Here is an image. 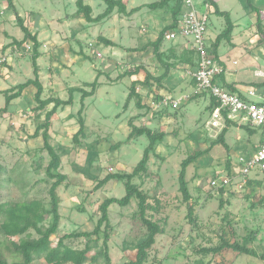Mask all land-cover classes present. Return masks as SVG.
I'll use <instances>...</instances> for the list:
<instances>
[{"label":"rangeland","instance_id":"374dc122","mask_svg":"<svg viewBox=\"0 0 264 264\" xmlns=\"http://www.w3.org/2000/svg\"><path fill=\"white\" fill-rule=\"evenodd\" d=\"M153 1L156 0H137L136 3L140 5ZM195 1L199 3L201 0ZM240 2V6L243 4L248 12L251 11L247 0ZM87 3L93 7L94 16L106 7L101 0H87ZM253 3L264 9V0H253ZM15 5L26 23L39 31V39L46 41L41 52L49 56L38 59L40 79L46 88L43 99L50 96L68 100L72 95L69 88L81 86L90 90L84 87L85 83H93L97 79L99 83L95 95L85 100L83 117L86 132L78 142L73 137L80 129L77 114L82 106L81 92L73 93L71 105L58 109L57 117L61 119L53 120L50 127L49 143L60 158V172L67 176V182L57 190L61 199L62 221L59 233L52 237L53 246H56L65 234L92 232L101 217L100 204L106 198L122 199L127 194L125 181L119 179H112L99 190L95 188L110 174L132 173L150 142L146 136L128 139L131 132L129 119L139 111L135 109V99L127 111L124 108L131 79L124 77L117 82L116 78L129 67L132 70L138 67V61L152 72H165L151 46L159 36L160 28L156 30L155 21L149 16V12L154 10L149 8L136 16L117 15L92 25L82 17H76L74 12L78 8L75 0H15ZM242 8L239 9L240 15L243 14ZM222 22L226 24L223 17L220 19L214 15L210 18L208 39L215 38L222 31ZM102 36L113 40L115 45L104 43L100 39ZM23 37L13 11L5 0H0V60H6L0 63L1 90L35 78L32 49L25 45L17 51L14 48L4 50L13 39ZM172 42L166 40L165 45ZM49 43L56 48L50 47ZM228 44L223 42L225 47L222 52L226 51ZM133 47H139L138 51H132ZM245 52L249 56L257 54L260 67L264 69V46ZM163 55L162 59L169 61ZM54 74L58 76L57 84L50 83ZM177 75L172 72L167 81L174 88L173 96L181 97V89L193 94L194 88L187 83L191 77L187 75L188 80L182 83ZM146 89L144 96H147ZM36 91V87H28L12 103L9 112L0 115V163L4 167L2 203L8 213L11 211L18 215L27 212V209L38 214L51 208L49 189L52 181L46 174L51 158L44 148L42 132L38 137L33 135L37 127L45 122L46 114L53 105L43 111H33L37 107ZM192 99L195 98L184 102L178 110L168 109L170 114L164 116L168 120L150 112L149 115L138 116L140 119L135 121L141 127L166 134L157 147L156 155L150 157L148 168L151 177L141 175L133 180L149 194L154 209L149 210L147 216L162 229L145 264H264L260 259L239 255L232 250H225L219 255L202 252L219 246L224 239L231 243H243L247 236H252L254 241L250 247L264 254V175L259 174L256 178L251 173L250 177L255 181L242 192L230 188L231 191L222 195L211 186L212 179L227 173L229 161L231 164L233 160L238 161L240 150L237 148L247 145L253 148L260 141L262 130L256 129L252 134L246 128L234 125L226 136L229 149L221 144L214 145L215 140L208 137L205 127L211 117L210 98L207 95L203 99ZM5 106L6 97L0 94V109ZM158 113L165 111L159 110ZM197 152L207 153L188 168L187 181L191 194L188 203L183 200L180 191L179 174L183 160ZM189 206L193 207L192 216H189ZM137 211V199H133L127 207L111 205L109 262L103 254L104 236L101 235V240L92 244L84 264L133 262L136 247L146 234V228L133 218ZM6 217V213L0 215V256L8 263L18 262L20 258L15 254L12 243H20L25 236L6 235L1 227ZM51 220L48 217L41 225L48 226ZM29 234L39 238L33 229ZM85 244V239H81L73 241L70 246L82 250ZM33 264L48 263L40 259Z\"/></svg>","mask_w":264,"mask_h":264},{"label":"trees","instance_id":"16d2710c","mask_svg":"<svg viewBox=\"0 0 264 264\" xmlns=\"http://www.w3.org/2000/svg\"><path fill=\"white\" fill-rule=\"evenodd\" d=\"M8 4L10 10L13 11L15 20L17 22L18 27L22 30L24 34V38L21 41L13 39L10 44H8L4 50L9 48H14L15 51L22 48L23 45L28 44L32 52V62L34 68V79H29L22 84H18L7 90H0V94L6 97V106L0 109V115L6 114L9 112V108L12 103L20 98L25 91L30 86L36 87V103L37 107L33 108V111H39L45 109L49 105H53L52 110L48 111L46 114V119L43 124H40L33 137H38L42 132V137L44 140V148L48 151L51 161L49 166L46 168V174L50 181H52L51 187L49 189L50 196V205L51 208L48 211H44L43 213H35L32 210L27 209V212L19 215L16 212H11L6 210V206L2 203V172L4 167L0 163V215L7 214L6 219L1 223V227L3 228L6 235L11 237L16 236H25V238L20 243L13 242L12 245L15 249V254L20 258V261L8 263L5 259L0 256V264H33L36 260L44 259L48 264H84L87 261L88 254L92 250V244L97 243L101 240V235L104 236L103 239V254L107 262H109V240L111 238V221L109 218V209L111 205L118 204L121 207H127L131 204L133 199L138 200V211L134 214L133 218L137 221H140L141 225L146 228V234L137 247H136V259L129 264H145L148 260L149 251L153 248L156 243V238L158 235L162 233V229L160 225L153 220H151L147 216V212L149 210L154 209L152 204H150V196L146 193L140 186L133 183V180L141 175L146 177H151L149 172V161L152 154L156 155L157 147L163 141L166 134L165 132H157L149 127H141L136 126L130 121L131 133L129 135V140L137 139L142 136H146L149 138L150 142L147 148L144 151L143 157L139 164L134 168L132 173L129 174H110L105 177L103 180L97 183L95 187L96 190H99L107 185L109 181L112 179H119L125 181L126 187V196L122 199H118L115 197L106 198L99 206V212L101 214L100 219L97 222L95 229L92 232H75L70 234H65L61 236L57 242L56 246H53L52 237L56 236L59 233L60 224H61V214H60V204L61 199L58 195L57 190L67 182V176L60 172V158L55 150V148L49 143L50 137V127H51V119L57 113L58 109L64 108L73 103V93L76 91L82 93V106L79 110L78 124L80 125L79 131L74 135L73 139L75 142H78L81 136L85 135L86 132V124L85 119L83 117V112L85 109V100L88 97L94 96L97 88H98V79L93 83H86L84 87L90 88V90H86L85 88H70L71 96L68 100H62L59 98H48L43 99L44 86L40 80V66L38 65V59L41 57L42 53L40 48L42 43L39 41L38 32L33 33L31 27L26 23V21L19 15L15 0H5ZM105 5V11L97 16L96 18L92 17V8L89 5L85 4V0H76L77 12L76 17H82L88 22L98 23L109 17H111L116 11L120 14H132L136 10H132L131 13H127V9L122 0H102ZM173 0H161L159 2H155L149 4V7L152 9H162L168 6ZM205 2L209 3L210 15H217L223 17L226 20V27L222 31V33L216 38L215 42L212 44L210 49L211 56L218 61V49L223 41H227L231 43L232 33L234 30V24L231 20L230 14L228 12H223L219 9L214 0H205ZM183 0H174V4L172 7V16H173V24L166 27L159 34L157 40L151 44L154 48L155 57L162 63L165 68V72L160 74L159 76H153L149 72L146 73L144 84H150V81L153 80L157 83V86H161L162 82L167 78L169 73V65L162 59V53L160 52V48L162 43L166 40V33L176 29L179 24L180 15L182 11ZM107 45H115V43L107 38H100ZM143 69L142 66H138L132 70L129 69L125 71L122 75L116 78V81L122 80L124 77H133L137 75ZM223 75L219 76L221 81ZM140 84L139 81H133L129 88V96L127 98V102L125 104V110L128 109L129 104L134 99L136 100L135 104L139 109H145L146 105L143 104L142 96L137 92V87ZM223 85V84H222ZM225 86L231 92H235L232 86ZM198 97V96H195ZM194 97V98H195ZM158 97H156V100ZM216 103L213 99H211L210 110L215 107ZM228 123V127L231 126L230 122ZM229 128H225L219 137L214 141L215 144L223 145L227 150L229 146L226 143L225 137ZM254 130H251V132ZM207 152H197L194 155L189 156L181 163V170L179 174V184L180 191L183 195V200L185 202L191 201V194L188 187L187 181V172L188 168L193 165L196 160H198L201 156H203ZM233 168V164L228 162V171L231 172ZM254 181L251 180L249 185H251ZM230 189H219L218 192L220 194H225ZM231 191V190H230ZM223 204V200H221ZM28 208V207H25ZM190 214H193V207L189 206ZM27 213V214H25ZM51 218V222L48 226L41 225L47 219ZM33 229L39 235V238H33L29 231ZM85 239V248L82 250H75L71 248L70 244L73 241ZM254 241L252 236H247L243 243L234 242L231 243L222 240V243L215 247L202 250L204 254H214L219 255L225 250H232L239 255H246L249 257L257 258L264 261V254H259L256 250L250 247V244Z\"/></svg>","mask_w":264,"mask_h":264},{"label":"crops","instance_id":"0c3cea01","mask_svg":"<svg viewBox=\"0 0 264 264\" xmlns=\"http://www.w3.org/2000/svg\"><path fill=\"white\" fill-rule=\"evenodd\" d=\"M159 1H161V0H156V1H153L150 3H142V4L138 5L136 3L137 0H122V2L126 6L127 13H131L132 10H136V11H134V13L128 14L130 16H136V15L141 14V11L145 8H149L151 10H154V11L149 12L150 13L149 16H150L151 20L153 19L155 21L154 25H155L156 30L158 28H160L159 33H161L162 30H164L166 27L173 24L172 7L174 4V0L171 1V3L168 6H166L165 8H162V9H152L149 7V4L159 2ZM214 1L221 11L228 12L230 14L231 20L234 24V30L232 33V40H231V43L228 44V48L226 47L225 52L221 51V49L223 47H225L222 45L224 42L223 41L221 43V45L219 46V49H218V61L220 62V64L222 65V67L224 68V71H225L223 76H222L223 81H221V78H219L218 82L223 84V85H226V86H232L234 91L238 92V93H244V92H246V90H248L251 87L264 88V76L258 75L259 72L264 73V69H261L260 64H259V61H260L259 56L257 54H252L249 56L245 52V50H247V49L252 50L256 47L259 48L261 46H264V9L258 7L256 5V3H253V0H247L248 1V8H251V11L248 12L247 8H245L244 5L242 4L241 6H243V8H242L243 14L240 15L239 9L241 8L240 4L242 3V2H240V0H214ZM203 2H205V0H201L199 3L197 2V4L201 5ZM75 3H76V0H75ZM85 4L89 5L87 3V0H85ZM104 5H105V3H104ZM89 6L93 10V7L91 5H89ZM105 9H106V7H105ZM105 9H104V11H105ZM76 12H74V13H76ZM93 12H94V10H93ZM93 12H92L93 18H96L97 16H99L100 14L103 13L102 12V13L98 14L97 16H94ZM117 13L118 12L116 11L111 17H109V18H107L101 22L111 20L114 17H116L117 15H122L120 13H118V14ZM212 16H214V15L211 14L210 18ZM67 18L69 19V16ZM219 18L222 19V17H220V16H219ZM67 22H69V21L67 20ZM101 22H98V23H101ZM88 23L94 25L92 22H88ZM88 26L91 27L90 25H88ZM209 26H210V24H209ZM225 26H226V24L223 25L222 31L225 29ZM31 30L33 33L38 32V38H39V31H37V29H35V28L33 29L32 27H31ZM222 31L219 32L215 38H213V39L209 38L211 44H213L215 42L216 38L222 33ZM102 37H104V36H102ZM104 38H106V37H104ZM157 38H158V36H157ZM22 39L16 38V40H18V41H21ZM109 40H111V39H109ZM39 41L42 43V46L44 43H46V41L42 42L40 39H39ZM111 41H113V40H111ZM165 41L161 45L160 52L162 54H164L163 56H165L166 58L168 57V59H169V61L165 60L167 65H169V73H168L167 78L162 82V85L158 87L157 84L155 83V81H153V80L150 81V84H144L143 83L145 81V77H146L147 72H149L153 76H159L161 74L160 73L161 71L157 72V73L152 72L148 69V67L145 66V64H143L142 62H139V61H138L139 64L137 66H142L143 69L137 75L130 78L131 83L133 81H139L140 82V84L137 87V92L142 96L143 104L146 105V108L145 109H139L135 104V109L137 111H139V113L134 114L133 116L130 117L129 122H128L129 127H130V121H132L134 125L140 126L141 124L137 125V123H135V121L140 119V118H138V116L147 115V114L149 115L150 112L151 113H157V115L155 114L157 117H159V118L163 117L164 120H168V118L164 117V116L169 115L170 110L167 109V110H164L165 113H158V111L161 109L157 110L155 105L165 96H172V97L176 98L175 96H173V92H174L173 89L174 88L172 89V87H170V85L167 84V81H168L171 73L172 72L178 73L177 76L180 78L181 82L184 83L185 81L188 80L187 75H189L191 77V73L194 70H196L198 58L194 52V49L192 48V46L189 43H187L186 40H184L182 38H178L177 40L173 41L171 44H168V45H165ZM150 43H148V44H150ZM25 45H26V47L29 46L28 44H25ZM25 45H23V46H25ZM50 45L51 44L49 43V46ZM42 46H41V48H42ZM50 47L56 48V46H54V45H52ZM41 48H40V51H41ZM128 49H130V48H128ZM138 49H139V47H133L132 51H138ZM41 53H42L41 56L48 58V56H49L48 53L46 56H44V54H46V53H44V52H41ZM175 63H178V65H175ZM129 69H131V68L129 67L128 70ZM40 71H41V68H40ZM57 77L58 76H55V74L52 75L50 83L51 84H57V82H58ZM187 83H189L194 88L195 82L192 79V77H191V79L188 80ZM42 84H43V82H42ZM43 86H44V84H43ZM71 88H77V87H71ZM78 88H83V87L79 86ZM145 88L148 89V90L146 89L147 92L145 93L147 96L143 95V93L145 92ZM45 89L46 88L44 86V90ZM181 92H182V96H184L185 94H188V93H186V91L184 89H181ZM188 95H190V94H188ZM156 97H158V99H157L158 101L154 100V99H156ZM206 97H207V95H200L198 97H195V99H192V100H199V99H203ZM48 98H46V99H48ZM177 98H180V97H177ZM132 103H133V101H131V103L129 104L128 109L131 107ZM210 103H211V99H210ZM210 103H209V106H210ZM182 106H183V104H182ZM154 108H155V110H153ZM135 109H133V111ZM57 113H56V115H54L55 117H52L51 124H52V122L54 123V121L61 119L60 117H57ZM85 124H86V122H85ZM241 128H246L247 130H249V132H251V130H254L251 132L252 134L256 132V129H252L249 127H241ZM130 129H131V127H130ZM229 129L226 133V136L229 132ZM225 140H226V137H225ZM263 140H264V132L262 131V137H261L260 141H258V143L255 144L253 148H252V146L250 147V145H247L246 147H238L237 148L238 150H240L239 155L240 156L243 154L248 155V156L252 155L255 152V150L258 148V145ZM226 143H227V140H226ZM236 162H237V160L232 161L233 166L236 165ZM61 221H62V218H61Z\"/></svg>","mask_w":264,"mask_h":264},{"label":"built area","instance_id":"2783aa9c","mask_svg":"<svg viewBox=\"0 0 264 264\" xmlns=\"http://www.w3.org/2000/svg\"><path fill=\"white\" fill-rule=\"evenodd\" d=\"M210 4L203 2L197 4L195 0H183L182 11L178 27L165 35L166 40L175 41L182 38L189 43L198 58L197 67L191 73L195 82L194 92L180 98L172 96L163 97L155 106L161 110H178L184 102L200 95H208L216 103L211 110V117L205 127L209 138L216 140L225 128L249 127L264 132V88L251 87L244 93L231 92L218 82L219 76L224 74V68L215 60L210 49L212 44L208 39L210 23ZM31 49L30 46H27ZM100 56V54L98 55ZM6 60H0V63ZM264 76L263 72L258 73ZM231 126L228 127V123ZM251 173L258 178L264 175V140L258 145L255 152L238 157L237 164L232 171L211 181L216 189H230L242 192L250 187Z\"/></svg>","mask_w":264,"mask_h":264}]
</instances>
